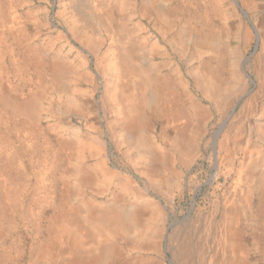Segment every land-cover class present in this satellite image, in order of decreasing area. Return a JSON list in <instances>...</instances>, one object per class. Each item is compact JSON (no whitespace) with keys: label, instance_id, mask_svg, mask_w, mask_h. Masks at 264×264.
Returning <instances> with one entry per match:
<instances>
[{"label":"bare ground","instance_id":"bare-ground-1","mask_svg":"<svg viewBox=\"0 0 264 264\" xmlns=\"http://www.w3.org/2000/svg\"><path fill=\"white\" fill-rule=\"evenodd\" d=\"M243 3L0 0V264H238L264 217ZM206 150L233 190L179 219Z\"/></svg>","mask_w":264,"mask_h":264},{"label":"rangeland","instance_id":"rangeland-1","mask_svg":"<svg viewBox=\"0 0 264 264\" xmlns=\"http://www.w3.org/2000/svg\"><path fill=\"white\" fill-rule=\"evenodd\" d=\"M51 12L52 7L49 15ZM237 13L236 18L238 20L239 15L244 16L245 34L248 33L249 38L246 58H248L247 62L250 63L254 59V54L264 49V0H253L252 6L243 3V7H238ZM247 75H250V72H247ZM255 85L251 84L250 89L256 88ZM254 121L255 116L251 118L248 127V134H251L252 137L255 135ZM240 153L239 151L238 155ZM214 156L215 154L213 155L210 150H206L204 156L196 162L192 177L175 192L179 219L188 210L191 211V217L194 219L199 212L205 215L206 211L212 209L216 203H222L227 199L233 190L236 175L229 171L226 161L223 164L219 157ZM216 159L217 162L214 165ZM219 216L220 212L217 213V217ZM241 234L246 250L238 255L236 259L238 264H264V217L258 215V223L253 231L243 224Z\"/></svg>","mask_w":264,"mask_h":264}]
</instances>
